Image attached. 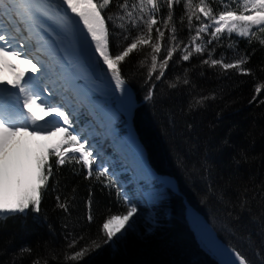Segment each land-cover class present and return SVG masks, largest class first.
<instances>
[{"label":"trees","instance_id":"1","mask_svg":"<svg viewBox=\"0 0 264 264\" xmlns=\"http://www.w3.org/2000/svg\"><path fill=\"white\" fill-rule=\"evenodd\" d=\"M207 2L214 12L223 10L220 0ZM229 3L236 7L233 1ZM117 10L113 4L103 15ZM174 11L177 39L187 44V21L179 23L182 5H175ZM166 13L164 6L159 15ZM126 27L127 33L109 27L113 54L120 50L115 45L122 48L138 34V29ZM124 35H128L127 41ZM169 35L165 30L162 43H167ZM233 42V48H228ZM221 43L223 46H217L216 41L208 45L209 50L215 47L213 58L223 54L227 63L246 55L249 59L242 68L248 74L203 64L207 52L194 53L183 61L184 44L173 54L160 79H156L159 68L148 78L150 57L147 64H140L151 51L147 46L130 54L119 68L139 98L155 85L149 115L144 116L146 108L136 115V130L152 168L177 182L180 194L222 243L246 260L264 264V200L260 199L264 190V46L235 35L231 39L222 36ZM164 55L162 48L159 61ZM257 87L261 88L259 93ZM205 97L202 106L195 103ZM48 163L53 166V176L42 195L40 211L29 208L25 216L0 220V264H33L37 259L39 264H214L188 233L181 198L164 188H159L151 232L129 233L115 250L107 249L103 223L111 215L124 214L112 184L105 175L97 179L96 169L86 177L85 169L75 160L62 166L51 159ZM245 200L248 203L242 209ZM74 239L78 243L69 248ZM93 241L100 247H94ZM84 247L88 252L80 260L65 258ZM22 248L31 249V254L21 253Z\"/></svg>","mask_w":264,"mask_h":264},{"label":"snow or ice","instance_id":"2","mask_svg":"<svg viewBox=\"0 0 264 264\" xmlns=\"http://www.w3.org/2000/svg\"><path fill=\"white\" fill-rule=\"evenodd\" d=\"M233 2L236 4L235 8L231 7L229 0H220L223 10L214 12L207 0H0V21H3L0 22V58L11 55L22 57L26 62L32 63L33 52L43 55L46 37L54 39L55 36L61 34H72L77 37L78 51L82 54L91 53L97 63L102 60L103 65L107 66L106 71L115 81L116 88L123 92L125 81L118 65L134 51H139L142 46L151 49L148 55L140 61L141 66H144L150 57L148 78L151 79L153 74L157 73L158 68L156 79L164 77L165 69L173 54L180 50L181 44H184L183 40L178 41L177 39L178 29L174 21V6L182 5L183 15L180 16L179 23L184 25L185 20L187 21L189 41L184 44L181 59L188 61L194 53L203 55L207 52L208 58L202 61L203 64L209 67L219 65L225 70L235 68L242 74H248L242 68V65L248 62V56L241 54L239 59L226 63L223 54L219 59L213 58L215 47L208 49V45H212L213 41H216L217 46H223L221 37L227 35L231 39L234 33L241 38L248 39L249 43L255 39L261 46H264V35H261L264 34V0H233ZM113 4L118 10L107 16L102 15ZM164 6L167 8V13L160 17L161 8ZM193 20L198 23L194 24ZM109 22L113 29L120 28L124 33L128 32L126 25L129 24L139 30L136 37L126 46L121 48L120 45H115L120 50L114 54L110 53L109 37L113 33L109 30ZM193 29H195L194 34H192ZM165 30L170 35L167 43H162L165 41ZM205 37H207L206 41ZM123 39L127 41L128 35H124ZM233 46L234 42L228 44V48H233ZM162 48L165 50V55L160 58L158 65V56ZM29 49L32 51L30 52ZM32 70L39 75L29 76L23 81L21 77H17L11 83V88L18 91L9 94L16 96L20 104L19 110H9L0 103V220L4 221L18 214L25 216L29 208L35 212L40 211L42 195L48 186L49 178L53 176V166L48 163L49 156L56 157L55 163L58 166L75 160L76 163H82L89 169V177L93 174L94 161L91 159L93 151L85 147L88 143L87 139L81 138L79 131L71 130L70 114L62 105L42 96V92L47 91L43 81L50 68L40 60H36L32 63ZM52 70H55L54 66ZM102 70H104L103 67ZM184 83L187 84L188 80L185 79ZM4 84L7 82L0 81V85ZM170 87H176V85L171 84ZM260 91L261 88L257 87L256 92ZM7 92V87L0 88V95ZM149 98H151V93H149ZM204 99L207 98L196 100L195 103L202 106ZM38 101L48 109L49 113L55 114L54 118L45 124H38V117L33 112V106L37 105ZM261 102L264 103V101ZM29 130H31L30 133ZM53 131L66 134L63 144L57 145L37 160L34 182H30L19 192L15 200L10 201L6 195L10 179L8 171L10 138L22 132L37 135L41 132L51 134ZM64 145L71 149V155L65 150ZM97 169H101V166L97 165ZM107 172V168L98 170L97 179ZM255 198L253 196V199ZM59 199L57 197L58 201ZM260 199L264 200V190L260 193ZM247 203L248 201L245 200L241 208H245ZM59 206L67 211L66 204L61 203ZM136 212V207H131L126 214L109 216L102 226L103 236L106 238L104 243L113 242V238L120 231L118 228H111L114 222L119 221L123 226ZM261 217L262 227H264V212ZM122 237L123 234L118 239ZM80 239L82 240L83 237ZM77 243L78 241L74 239L68 247L73 248ZM92 244L96 248L100 247L95 241ZM87 252L88 248L84 247L73 254L66 255L65 258L78 261ZM21 253L31 254V249L22 248ZM234 256L235 260L231 264H235L236 261L238 264H252L239 251H236ZM33 264H39V260L37 259Z\"/></svg>","mask_w":264,"mask_h":264},{"label":"bare ground","instance_id":"3","mask_svg":"<svg viewBox=\"0 0 264 264\" xmlns=\"http://www.w3.org/2000/svg\"><path fill=\"white\" fill-rule=\"evenodd\" d=\"M47 46H48V49L50 48V51L56 52V56L58 55L57 54L58 52H60L63 55V58L67 62V71H68V67L70 66L72 68L74 67L75 69H77L80 64L87 63L89 67H87L88 74L85 76V79H84L85 85H87L90 89L96 90V93H98L101 97H107L109 96L108 92H111L113 94V98H116V99H118V97L122 98L127 108L129 109V112L131 111L129 113L130 115L129 120H131L132 113L135 110V103H134L135 101L127 95L125 90L123 92L118 90L116 88L115 81L101 80L98 77H95L97 76V73L99 70V67H97L98 64L92 60L91 53L82 54L81 52L78 51L79 45L77 42V37L73 36L72 34H66V35L61 34L60 36H55L53 43L51 42L49 45L47 43ZM51 57L52 56H48V57L42 56V58L46 59L47 61L49 60V58L52 60ZM53 59L55 58L53 57ZM20 61L22 60L20 59L18 61L17 60L15 61L18 72L20 71V69L29 70L28 66H31L32 63L22 61L23 63H25L24 65H22ZM54 62L57 64L56 60ZM11 65L13 64L11 62L10 55L0 58V75H1L0 78L2 79V81L7 82V84H4V85L11 84L14 80L17 79V77H20L18 74H13V76L10 75L12 73L10 70ZM59 66H61V64H59ZM59 66L57 67L58 68L57 74H60ZM65 73H66V69L64 68L62 70V75L66 76ZM67 78H68V73H67ZM71 80H74V79L71 78ZM65 81L66 80L62 78V82H57L58 84L56 85L63 84ZM64 84L66 85V83ZM98 84L104 86V88H106L107 90L102 91L100 88H98L99 87ZM54 90L57 93L59 91L58 88ZM82 90H85V89L82 88ZM1 96L2 95H0V102L5 100V98ZM72 96H74V94ZM71 97L68 95L69 99H71ZM90 98L93 99L91 95L89 96V99ZM75 99L76 98L74 97L73 100ZM87 104L89 105V102H87ZM86 108L90 109L88 108V106ZM41 110H42L41 108L33 107V112L38 117V120H37L38 124H45L48 120L53 119V113H49L46 107L43 106L42 112H40ZM25 114H26V110H25ZM129 122L131 123V121ZM30 131L31 130H29V133ZM29 133H23V132L19 133L16 136L11 137L8 143V171H9L10 179L8 181L6 195L10 201L12 199V194H13L12 182H13V177L16 174V171L21 167L22 164H26V165L30 164L34 156V152L36 151L38 146L42 147L45 150H49L59 145L63 132L53 131L51 134L46 133V132H41L37 135H31ZM42 134L44 136H42ZM104 135L107 137L106 133ZM129 135H130V142L135 147L139 148L136 133L131 125L129 126ZM117 148L118 147H114L113 149L118 151ZM139 150L141 149L139 148ZM136 165L135 163L133 164L134 167H137ZM136 170L140 172L139 174L147 171L149 178L151 177L149 168L147 167L146 164L144 165V167L143 166L137 167ZM169 183L172 184V181ZM187 216H188L187 219L189 221V224L192 230L194 231V235L197 237L201 246L218 263L231 264V262L235 260L234 254L230 252L229 250H226L219 244V241L215 237L214 232L203 221V219L197 213H195L191 208L188 209ZM111 228L113 229L118 228L123 231L125 228V224L122 226L119 221H116L113 223V225H111ZM235 264H238V261H236Z\"/></svg>","mask_w":264,"mask_h":264},{"label":"rangeland","instance_id":"4","mask_svg":"<svg viewBox=\"0 0 264 264\" xmlns=\"http://www.w3.org/2000/svg\"><path fill=\"white\" fill-rule=\"evenodd\" d=\"M93 48H94V45H93ZM183 53H182V51H181V55H182ZM98 55V54H97ZM192 57V56H191ZM190 57V58H191ZM42 58V57H41ZM91 58H92V55H91ZM44 59V58H43ZM46 62H48L46 59H44ZM92 60L93 61H95L96 62V60H94L93 58H92ZM57 61V65L59 66V64H61V66H59V68L61 69V70H63L64 69V67H63V65H62V63L59 61V59H57L56 60ZM158 61H159V59H158ZM97 63V62H96ZM98 64V66L97 67H99V70H98V73H97V76H95V77H98L99 79H101V80H112V78H111V74L109 73V72H107L106 71V69H107V66L106 65H103V61L102 60H100L99 61V63H97ZM102 67H103V69L104 70H102ZM118 67H119V65H118ZM0 77H1V75H0ZM0 81H2V79L0 78ZM114 81V80H113ZM9 85V84H8ZM102 86V85H101ZM49 87V86H48ZM127 90H126V89ZM153 88H155V87H153ZM51 89V91H55L54 89H53V87H51L50 88ZM102 91H104V90H107L106 88H104V86H102V88H100ZM124 90H125V92L127 93V91H128V93H129V95H131L130 94V91H129V89L124 85ZM153 91H154V89H153ZM153 91H152V94H151V98H149V93H150V89H148V90H146L145 92H144V94H143V96L145 97V98H149V101L148 102H146V103H144V104H142V105H140L139 107H141L140 109H139V111L138 112H144L145 111V108H146V111H145V114H144V116L146 115H149V111H150V107L148 106L149 104H150V102L152 101V97H153ZM108 92V91H107ZM109 93V96H107V97H101L98 93H96V92H92L90 95L93 97V101L95 102V97H98V98H96V99H98L99 101H101V102H104L105 101V104L107 105V104H109V105H111V108L110 107H108L107 106V113H108V115H110L111 116V118L113 119V121H115V119H117V117H118V119H117V123H118V125H119V128H117V132H119L120 134H123L124 135V137H126V138H128L129 137V139H130V135L128 136V133H127V129H126V119H127V111H128V120H129V113L131 112H129V109L127 108V106H126V104H125V102H124V100L122 101L121 99H120V97H118V99H116V98H113V94L111 93V92H108ZM128 95V94H127ZM133 99V98H132ZM134 100V99H133ZM109 102V103H108ZM135 103V102H134ZM125 104V105H124ZM43 106L44 105H42V107H39V106H35V108H41L42 110H43ZM126 106V107H125ZM87 107V106H86ZM6 108V107H5ZM103 108L104 109H106V106L105 105H103ZM127 108V109H126ZM42 110L40 111V112H42ZM129 121H131V120H129ZM60 145V144H59ZM86 147V146H85ZM88 150H91V151H93L94 152V150H92V148H88V147H86ZM127 148L128 149H130V146L129 145H127ZM36 150H38L37 152L35 151L34 152V156H33V159H34V157H35V153H38L39 151L40 152H42V149L41 148H38V149H36ZM131 150H133V147H131ZM39 152V153H40ZM68 153H71V150H68ZM97 153V151H95V155L93 154V156H92V158L94 159V161H95V163H97L98 165H100V166H102V159H100L101 158V154H96ZM33 159H32V161L30 162V164L29 165H26V164H22L21 165V167L16 171V174H15V176L13 177V182H12V188H13V194H12V199H11V201L12 200H15V198H16V195H17V191H19V190H23V188L24 187H26L30 182H34V180H35V176H36V167L34 166V163H33ZM27 166V167H26ZM25 168V169H24ZM107 169H109L108 168V166L106 167ZM138 174V173H137ZM143 184H145L146 185V187H147V192H146V199H147V204L149 205V209H147V208H145L143 205H142V203L141 202H139L138 201V204H139V206H135L136 207V209H137V212L133 215V217L128 221V223L127 224H125V228H124V230L122 231V230H120V231H118L117 232V234H116V237H114L113 238V242H111L110 244H106L105 245V247L107 246V249H109V250H115L117 247H118V245L123 241V239L124 238H126L127 237V235L129 234V233H136L137 235L138 234H140V233H144V234H146V235H148L150 232H151V230L153 229V227L155 226V218L157 217V216H155L153 213L154 212H152L151 211V209H152V202L155 200V198H156V192L154 191V188H153V186H152V184L150 183V182H146V181H144L143 182ZM152 186V188H150ZM164 186L167 188V189H169V191L170 192H172L174 195H175V193H174V191L173 190H171V189H173L171 186H170V188L168 187V185H166V184H164ZM128 192V191H127ZM129 196V194H125V197L127 198V200L129 201V202H132V201H130L131 199L128 197ZM140 199H141V201H143V203L145 202L144 201V199H143V197H139ZM138 207H144L145 209L143 210V209H138ZM189 207H191L190 205H189ZM189 207H188V209H189ZM192 208V207H191ZM188 209H187V211H188ZM192 210H193V208H192ZM187 211H186V216H187ZM194 211V210H193ZM195 212V211H194ZM195 213H197V212H195ZM198 214V213H197ZM199 215V214H198ZM200 216V215H199ZM188 217V216H187ZM202 219H203V221L210 227V225L205 221V219L202 217V216H200ZM211 228V227H210ZM211 230L213 231V229L211 228ZM188 233L193 237V238H195L196 239V241L197 242H199L198 241V239H197V237L194 235V231L192 230V228H189L188 230ZM191 231H192V233H191ZM214 232V231H213ZM121 234H123V237L121 238V239H118V238H120L121 237ZM193 234V235H192ZM215 234V233H214ZM199 245H201L200 243H199ZM222 245L225 247V248H227V250L229 249V251L230 252H232L233 254L235 253L228 245H226V244H224V243H222ZM202 247V246H201ZM203 248V247H202ZM112 252V251H111ZM114 252V251H113ZM208 253V252H207ZM209 254V253H208ZM210 255V254H209ZM213 258V257H212ZM251 262H252V264H263L262 262L260 263V262H258L257 263V261L256 262H254V261H252L251 260Z\"/></svg>","mask_w":264,"mask_h":264},{"label":"water","instance_id":"5","mask_svg":"<svg viewBox=\"0 0 264 264\" xmlns=\"http://www.w3.org/2000/svg\"><path fill=\"white\" fill-rule=\"evenodd\" d=\"M186 220L188 221V219L186 218Z\"/></svg>","mask_w":264,"mask_h":264}]
</instances>
